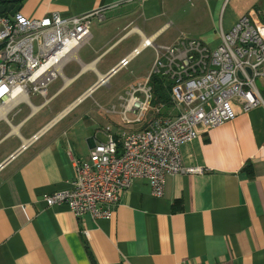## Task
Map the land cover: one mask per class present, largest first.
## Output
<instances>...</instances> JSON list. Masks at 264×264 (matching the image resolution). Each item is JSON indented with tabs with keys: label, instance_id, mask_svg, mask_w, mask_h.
Returning a JSON list of instances; mask_svg holds the SVG:
<instances>
[{
	"label": "crops",
	"instance_id": "obj_1",
	"mask_svg": "<svg viewBox=\"0 0 264 264\" xmlns=\"http://www.w3.org/2000/svg\"><path fill=\"white\" fill-rule=\"evenodd\" d=\"M19 4L18 12L32 18L100 12L90 18L88 42L45 97L31 94L29 104L0 120V264H264V100L182 143V163L203 171L166 176L161 196L134 178L112 215L98 219L41 200L70 187L71 156L87 159L107 132L118 138L144 126L119 118L121 98L155 60L154 49L141 43L170 45L185 37L214 47L218 30L240 16L263 20L264 0Z\"/></svg>",
	"mask_w": 264,
	"mask_h": 264
},
{
	"label": "built area",
	"instance_id": "obj_2",
	"mask_svg": "<svg viewBox=\"0 0 264 264\" xmlns=\"http://www.w3.org/2000/svg\"><path fill=\"white\" fill-rule=\"evenodd\" d=\"M99 12L64 17L53 11L40 18L18 11L0 14V120L19 103L29 104L30 94L45 97L64 64L88 42L90 18ZM218 33L214 47L185 37L170 45L141 43L154 49L155 60L146 78L131 85L121 98L119 118L126 125L144 126L122 131L118 138L107 132L106 141L95 144L87 159L71 156L70 187L44 194L45 205L64 204L77 217L109 218L134 178L145 179L151 194L161 196L166 176L202 172V167L182 163L180 145L233 120L238 110L263 103L256 80L264 81V19L243 15ZM141 46L117 68L125 66ZM153 74L170 83L173 113L164 114L163 103H152Z\"/></svg>",
	"mask_w": 264,
	"mask_h": 264
},
{
	"label": "trees",
	"instance_id": "obj_3",
	"mask_svg": "<svg viewBox=\"0 0 264 264\" xmlns=\"http://www.w3.org/2000/svg\"><path fill=\"white\" fill-rule=\"evenodd\" d=\"M22 0H0L1 4L8 5L10 3H20ZM150 85L152 89V103H163L165 106L169 103V85L170 83L165 80L161 75L153 74L150 77ZM264 93V91H263Z\"/></svg>",
	"mask_w": 264,
	"mask_h": 264
},
{
	"label": "rangeland",
	"instance_id": "obj_4",
	"mask_svg": "<svg viewBox=\"0 0 264 264\" xmlns=\"http://www.w3.org/2000/svg\"><path fill=\"white\" fill-rule=\"evenodd\" d=\"M0 14H8V13H0ZM8 15H10V14H8ZM13 15V14H12ZM80 15V14H79ZM203 69V67H200L198 70H195V73L196 74H198V73H200L201 72V70ZM58 78V77H57ZM57 78H55V79H57ZM54 79V80H55ZM53 80V81H54ZM52 81V82H53ZM262 82H264V81H262ZM262 82L260 81V80H256V83H257V87H258V89H259V91H260V94H261V96H262V98H263V100H264V93H263V91H264V85L262 84ZM31 95V94H30ZM29 95V96H30ZM28 101H29V98H28ZM24 103V102H23ZM20 104V103H19ZM10 112V111H9ZM162 112H164V114H167V113H173L174 112V109H173V106L170 104V103H168L167 104V106H165L164 105V107L162 108ZM2 120V119H1ZM3 120H7L6 119V116H5V118H3ZM132 130H135V129H132ZM35 137V136H34ZM29 142H27V144H28ZM25 146L26 145H24V144H21V146L18 148V150H17V152L18 151H20L21 149H23V148H25ZM16 152V153H17Z\"/></svg>",
	"mask_w": 264,
	"mask_h": 264
},
{
	"label": "water",
	"instance_id": "obj_5",
	"mask_svg": "<svg viewBox=\"0 0 264 264\" xmlns=\"http://www.w3.org/2000/svg\"><path fill=\"white\" fill-rule=\"evenodd\" d=\"M20 9L19 3H10L7 6L0 3V13H8L10 15L14 14ZM119 154L121 153V150L118 151Z\"/></svg>",
	"mask_w": 264,
	"mask_h": 264
},
{
	"label": "bare ground",
	"instance_id": "obj_6",
	"mask_svg": "<svg viewBox=\"0 0 264 264\" xmlns=\"http://www.w3.org/2000/svg\"><path fill=\"white\" fill-rule=\"evenodd\" d=\"M80 48V47H79Z\"/></svg>",
	"mask_w": 264,
	"mask_h": 264
}]
</instances>
